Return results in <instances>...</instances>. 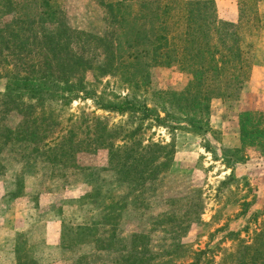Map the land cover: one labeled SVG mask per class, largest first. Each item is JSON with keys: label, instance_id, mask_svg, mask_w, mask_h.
Segmentation results:
<instances>
[{"label": "trees", "instance_id": "trees-1", "mask_svg": "<svg viewBox=\"0 0 264 264\" xmlns=\"http://www.w3.org/2000/svg\"><path fill=\"white\" fill-rule=\"evenodd\" d=\"M97 1L108 26L105 37L72 29L57 0H0V21L17 15L12 23L0 26V69L13 67L4 75L0 72V78L7 79L0 93V173L6 153L22 154L36 166V160L44 158L58 169L70 165L75 170L74 157L84 145L85 150L106 148L117 182L128 183L130 192L99 189L85 199L93 200L100 218L75 228L64 225L65 248L74 249V241L81 250L92 247L81 252L78 264L186 260L185 264H214L206 257L215 247L196 252L183 243L194 224H203L201 199L195 205L190 202L181 215L164 212L152 219L162 241L149 234L124 235L120 224L129 208L145 206L151 186L167 175L176 152L174 142L144 145L145 131L154 124L183 130L173 124L182 121L188 131L205 135L211 132L212 101L237 99L241 94L255 66V40L264 29L259 7L264 0H236L237 21L219 20L215 0ZM48 24H55V31H49ZM174 58L191 81L181 91L152 92V68L170 67ZM107 77L115 80L116 90L104 86ZM78 99L93 100L107 112L127 114L126 128H110L101 118L79 119L75 124L71 119L67 133L55 137L64 130L59 128L67 108ZM13 112L22 116L15 129L7 124ZM238 127V152L259 149L264 156V112L241 113ZM81 129L87 141L80 139ZM25 173L17 176L11 199L23 195ZM241 214L246 216L247 210ZM252 223L257 228L248 239L241 231L227 234L232 247L225 249L221 264H264V205ZM249 231L250 224L243 232ZM30 252L23 236L16 264H38Z\"/></svg>", "mask_w": 264, "mask_h": 264}, {"label": "rangeland", "instance_id": "rangeland-1", "mask_svg": "<svg viewBox=\"0 0 264 264\" xmlns=\"http://www.w3.org/2000/svg\"><path fill=\"white\" fill-rule=\"evenodd\" d=\"M57 1L64 10L66 24L72 29L98 37L106 36L105 13L97 0ZM215 4L219 20H238L236 0H215ZM259 8L264 23V2ZM16 18L15 13L7 15L0 21V26L10 24ZM46 28L55 31L56 25L48 24ZM255 42V66L239 97L214 99L211 103V132L202 136L193 134L182 121H174L173 124L180 125L183 130L154 124L145 131L144 145L174 142L176 152L167 175L151 186V195L145 200V206L131 207L124 212L120 224L124 235L149 234L162 241L164 237L160 228L152 219L164 212L176 211L181 215L191 205L190 202L195 205L201 199L203 224H194L183 239V243L193 251L215 247L206 259L212 258L214 264H221L225 249L232 247V242L226 238L230 231H241L247 239L252 237L257 228L252 219L264 205V156L259 149L238 152L241 148L238 118L246 111L264 112V29ZM85 55L90 57L92 53ZM12 68H2L0 72L4 75L7 69ZM151 72L152 92L162 94L181 91L192 79L183 72L178 58L173 59L170 67H154ZM6 83V78H0V93L4 92ZM103 83L105 87L109 85L108 90H116L114 79L107 77ZM89 118H101L110 128H126L129 121L127 114L107 112L93 100L78 99L67 108L59 128L64 130L55 137L67 133L73 124L71 119L75 124L79 119ZM7 119L8 126L15 129L22 116L13 112ZM84 131H79L81 140L87 137ZM118 144L123 145L121 142ZM84 147L74 157L75 170L70 165L58 169L45 162L44 158L36 160V166L22 154L4 155L5 169L0 173V264H16V249L23 236L27 239L31 257L38 264H78L81 252L91 250V245L81 250L76 246L77 241L73 242L74 249L65 248L62 242L64 225L67 223V226L75 228L100 218L102 213L93 200L85 199L89 194L109 189L127 195L130 186L117 182L116 173L109 163L108 149L96 150L92 146L85 150ZM24 170L23 195L11 199L9 194L16 189L17 176ZM245 209L247 214L243 216L245 214L241 213ZM249 224V233L243 232Z\"/></svg>", "mask_w": 264, "mask_h": 264}]
</instances>
